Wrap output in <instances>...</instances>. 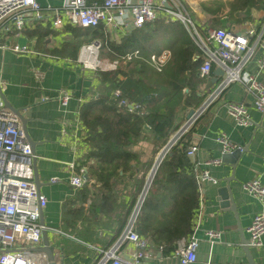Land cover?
Here are the masks:
<instances>
[{
  "label": "crops",
  "instance_id": "obj_1",
  "mask_svg": "<svg viewBox=\"0 0 264 264\" xmlns=\"http://www.w3.org/2000/svg\"><path fill=\"white\" fill-rule=\"evenodd\" d=\"M39 1L43 14L41 17L37 16V12H29L31 13V16H28L29 22L19 36L15 31L0 35V44L4 45L0 48V86L7 101L20 109L27 119L28 132L35 142L36 169L41 182L40 192L48 197V204L42 213L47 226L50 247L53 243L59 244L58 235L61 234L68 242L76 241L87 249L84 256L79 254L67 257L66 264H94L100 255V249H107L115 244L124 232L128 222L125 219V209L129 207L132 197L128 194L117 197L112 204L113 207L123 204L124 209L115 208V211H111L112 216L109 218L105 213L98 212L97 207L93 208L91 205L93 202L97 204L95 193L103 194L100 188L101 183L96 178L89 177L90 182L77 189L70 184L69 179L72 174L70 165L75 164L76 169L82 167L81 160L88 150V144L81 138L82 132L86 129L80 117L81 107L85 102L103 93L104 89L98 71L85 69L77 61L82 46L94 37L76 34L73 27H82L72 26L66 22V18L62 28L54 29L55 17L47 6H60L64 0ZM94 1L101 0L92 2ZM181 1L192 13L198 26H202L201 35L206 37L207 33L205 35L203 29L208 32L209 27L207 28L203 23L207 24V20L213 17H219L221 20L224 17L229 18L228 13L231 7L228 4L234 0ZM221 2H225L228 7L224 11L225 15L222 14V9L217 7L222 4ZM242 16L245 18L240 21L223 22L222 20L223 26L229 27L230 24L245 21L262 26L264 7L235 11V18ZM106 27L111 32L112 38L118 41L136 28L129 25L125 31H121ZM39 29H49L51 34L40 36ZM17 44L26 45L29 51L15 52L12 47ZM263 55V52L259 50L256 59L250 63L248 69L252 73H258L259 67L256 60ZM216 69L200 87L202 93L207 95L203 102L204 106L203 104L200 106L204 109L199 115L202 119L193 132L191 145L198 147L196 161L200 169L207 167L218 183L206 181L204 184V218L196 232L199 239L198 257L190 264H249L241 244L242 235L238 230L236 214L229 208H221L219 188L226 185L228 177L235 172L236 180H232L230 184L239 209L240 226L245 236L249 238V225L254 216L264 211V204L246 190L243 184L256 178L264 183V127L261 124L263 116L255 109L254 96L241 82L232 83L220 95L214 99L210 98L217 86V83L213 81L216 78ZM217 78L219 80L220 76ZM258 78L264 81V71L259 72ZM64 94L70 95L69 103L66 105L61 101ZM228 102H245L253 124L237 125L234 117L228 112L226 105ZM193 124L189 125L187 130ZM78 126L80 129L76 133ZM223 133L229 135L230 139L238 145L242 144L249 148L248 151L243 152L236 169L228 162L216 166L204 165L210 158L222 157V146L217 141V137ZM174 135L171 137L173 138ZM153 142L154 139L151 137L149 141H141L134 146L133 149L142 156V164L153 159L154 165L164 149L157 154L153 153ZM140 144L150 149V158L138 151ZM147 174L146 183L150 171ZM54 177L59 178V181L51 182ZM84 192H87V197H84ZM94 210L96 213L93 212ZM209 229L222 232L221 239L211 242L206 235ZM142 236L147 240L149 247L148 258L144 259V264H182L174 252L163 253V247L155 245L151 237ZM262 238L263 245L252 248L253 257L260 264H264V235ZM43 240L42 244H44ZM112 240H114L113 243ZM121 248L127 259H130L137 249L130 242H126ZM69 250L64 248V252L68 251V254ZM56 262L62 264L58 259Z\"/></svg>",
  "mask_w": 264,
  "mask_h": 264
},
{
  "label": "built area",
  "instance_id": "obj_2",
  "mask_svg": "<svg viewBox=\"0 0 264 264\" xmlns=\"http://www.w3.org/2000/svg\"><path fill=\"white\" fill-rule=\"evenodd\" d=\"M41 9L39 0H0V35L15 31L19 36L29 22L27 14L37 12V16L41 17L43 15ZM47 9L54 14V29L62 28L65 25V18L66 22L72 26L85 28L105 24L109 28L121 31H125L129 25L141 28L148 21L158 18L166 21H181L202 50L197 57L202 59L200 76L208 77L215 68L223 70L210 98L214 99L220 95L232 83H243L255 98L254 106L263 116L261 124L264 127V81L258 78L259 72L264 71V55L256 60L259 67L258 73H252L248 69L250 63L256 59L259 50L264 54V23L260 26L255 22L245 21L230 24L229 27L209 28L207 36L204 37L194 16L185 8L181 0H101L91 4L87 0H64L62 5L55 7L49 5ZM102 45L100 38H92L90 42L82 46L77 61L85 69L111 71L117 69L120 62H129L140 57L141 54L140 50H135L115 59L103 60L100 58ZM2 46L4 45L0 44V48ZM12 49L17 53L29 51L26 45L21 44L14 45ZM171 55V49L165 48L161 52L152 53L147 61L156 70L162 72ZM115 94L120 95L121 90L117 89ZM69 99L70 95L64 94L61 101L66 105ZM125 103L127 101L124 100L123 104ZM226 105L237 125L253 124L245 102H228ZM130 106L133 108L134 104ZM139 107L135 105V108ZM203 110L202 108L194 115L190 125L198 119ZM79 129L78 126L75 132L78 133ZM186 130L182 131L177 139L181 138ZM85 136L86 131H83L81 138L84 139ZM176 140L169 144L163 152L162 159L150 170V176L124 232L115 244L107 249H100V255L94 264H144V259L148 258V242L136 229L139 210L148 194L158 165ZM217 141L222 146V157L206 160L204 163L206 166L221 165L223 153H241L245 149L244 145L233 142L226 133L220 134ZM197 150L196 145H191L187 150L194 164L200 197L199 210L193 222V233L187 239L180 240L174 251L182 264L195 262L198 257L199 239L196 232L204 218V184L206 181L218 183L207 167L200 169L196 161ZM35 160H37L36 155L24 134L22 122L18 115L6 106L0 95V264H48L50 262L48 254L44 250H39L43 245L44 230L47 228L46 224L41 222V217L43 209L48 204V197L40 192L35 181ZM70 166L72 174L69 181L74 188H81L90 182V178L86 177L85 166L77 169L73 163ZM58 181L57 177L51 179V182ZM243 186L264 204V183L261 179L248 180ZM248 231L249 244L253 247H261L264 235V211L254 216ZM206 235L211 242H214L221 239L222 232L209 229ZM126 242L133 243L137 247L130 259L125 258L122 253L121 247Z\"/></svg>",
  "mask_w": 264,
  "mask_h": 264
},
{
  "label": "trees",
  "instance_id": "obj_3",
  "mask_svg": "<svg viewBox=\"0 0 264 264\" xmlns=\"http://www.w3.org/2000/svg\"><path fill=\"white\" fill-rule=\"evenodd\" d=\"M92 1L88 0V3ZM229 7V18L240 21L245 16L235 18V11L264 7V0H234L229 2ZM207 22L211 26H223L219 17L209 18ZM73 29L79 36L102 40L100 58L103 60L135 50L141 53L129 62H120L117 69H98L104 91L85 102L80 110L86 128L84 139L88 144L80 164L86 167L91 179L96 178L101 183L103 193H95L97 204L91 205L111 218L112 210L124 209L123 204L113 207L114 201L128 194L132 197L125 209L128 221L154 163L150 159L142 164V156L133 148L153 137V153L157 154L181 129L188 112L203 104L207 94L202 93L200 87L208 78L200 76L202 59L196 58L202 50L187 27L178 20L158 18L148 21L141 28L129 31L120 41L112 38L104 24ZM199 30H202L200 25ZM203 33L206 35V29ZM39 34L47 36L51 30L39 29ZM165 48L172 50V57L159 72L147 58ZM117 89L121 90L120 95L115 94ZM124 100L127 103L123 104ZM135 105L140 107L135 108ZM198 118L158 165L139 210L136 229L151 237L166 254L173 253L178 242L193 233L194 218L199 210L200 191L194 164L187 154L193 132L202 119L201 116ZM87 196L84 192V197Z\"/></svg>",
  "mask_w": 264,
  "mask_h": 264
},
{
  "label": "water",
  "instance_id": "obj_4",
  "mask_svg": "<svg viewBox=\"0 0 264 264\" xmlns=\"http://www.w3.org/2000/svg\"><path fill=\"white\" fill-rule=\"evenodd\" d=\"M27 15L31 16V13H28ZM222 74H223V70L220 68H217L215 70L216 78H214L213 81L218 83L219 80L217 77L221 76ZM0 95H1V97H3L4 103L6 104V106L8 108H10L15 114L18 115L20 122H22L24 134L27 137V139L30 141V143L32 145L33 153L35 154V142H34V140L31 139L30 134L28 132V126H27V122H26L27 119L24 117V115L22 114L20 109L15 108L12 104H10L7 101V98L5 97L2 86H0ZM203 106H204V104H203ZM202 108L203 107H200L199 109H191L188 112V114L186 116V118H187L186 124H184L182 126V128L174 135V137L168 142V144L160 152L159 157L157 158L155 164L153 165V168L162 159L164 150H166V148H168L169 144L173 143L178 138V135L182 131L186 130V128L190 125L191 119H193L194 115L196 113H198ZM248 150H249V148L246 146L243 152H246ZM243 152H241V153H239V152L223 153V162H228V163L232 164L234 169H236L238 164H239V161L241 160L242 155L244 154ZM34 177H35V181L37 183V186L40 189L41 182H40V178L38 176V172L36 169V160L34 163ZM86 177L89 178V175H87ZM232 180H236L235 172L232 174L231 177H228L227 184L219 188V196H220V202H221L220 205H221V208H229L232 211H234V213L236 214V218H237V222H238V226H239L238 230L242 235L241 244L243 245V249H245V253H246V257L248 259V263L249 264H260V263L256 262V260L254 259L253 253H252L253 246L249 244V239L245 236L242 226H240L239 209L237 208V205L235 203L233 190H232L231 184H230ZM41 222L45 223L44 215H42V217H41ZM43 239H44L43 240L44 244L42 245V247L39 248V250H44L48 254V257L50 260V262L48 264H58V263H56V260L54 259L55 258L54 257V251H53V249H51V247L49 245L50 243H49L48 233L46 230H44Z\"/></svg>",
  "mask_w": 264,
  "mask_h": 264
},
{
  "label": "rangeland",
  "instance_id": "obj_5",
  "mask_svg": "<svg viewBox=\"0 0 264 264\" xmlns=\"http://www.w3.org/2000/svg\"><path fill=\"white\" fill-rule=\"evenodd\" d=\"M221 3L222 4L217 5V7L221 8L222 14H224V11L227 10L228 7H226L227 5L225 2H221ZM222 20H223V22L224 21L229 22V21L234 20V19L224 17ZM203 24H205L207 26V28L208 27L209 28H217L215 26H211L209 22L207 24L206 23H203ZM137 149L143 155H145V157L147 156L150 158V149L146 148L142 144H140ZM153 151H154V149H153ZM58 239H59V244L53 243L51 245V249H53V251H54V257H55L54 259L55 260L58 259L60 261V263L66 264V262H68V260H66L67 257H70L71 255H74V256H78L79 254L82 256L85 255L87 249H85L81 244H78L76 241L71 240L70 242H68L66 238H63L61 236V234L58 235ZM64 248H67V249L69 248L70 253L68 254V251L64 252Z\"/></svg>",
  "mask_w": 264,
  "mask_h": 264
}]
</instances>
